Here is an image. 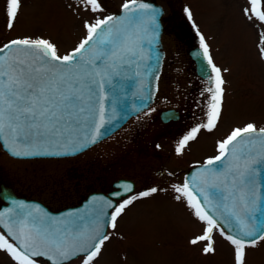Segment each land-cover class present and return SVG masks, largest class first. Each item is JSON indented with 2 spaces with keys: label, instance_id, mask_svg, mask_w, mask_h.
<instances>
[{
  "label": "snow or ice",
  "instance_id": "obj_1",
  "mask_svg": "<svg viewBox=\"0 0 264 264\" xmlns=\"http://www.w3.org/2000/svg\"><path fill=\"white\" fill-rule=\"evenodd\" d=\"M81 3L92 13L103 11L99 0H81ZM249 3L251 14L246 8L245 16L264 24L262 0H249ZM20 7V0H9V28ZM123 10L125 15L120 18L110 15L96 18L94 23L86 21V37L63 56L57 54L53 43L40 38L15 39L0 47V140L13 157L74 154L75 150L96 143L103 134L108 123L105 106L100 102L98 108L95 107L94 99H107L106 82L110 83L113 77L133 65L139 68L145 59L143 42L147 40L152 45L155 40L154 34L148 35V26H152L153 33L158 27L157 10L147 3L137 5L136 0H131L123 5ZM187 15L191 19L190 11ZM200 42L207 64L215 73L216 86L211 96L214 103L209 105L207 122L183 137L177 154L183 153L201 127L211 132L220 116L224 80L203 36ZM261 53L264 54V49ZM136 75L141 73L137 71ZM93 113L98 119L90 125ZM80 131L85 134L75 138L73 134ZM62 142L64 147L74 145V151L48 150L50 145L61 146ZM217 150L219 154L209 158L192 180L205 204H214L215 208L235 218L236 235H225L224 228L205 210L188 181L173 187L179 194L176 199L186 198L194 215L205 226L203 234L190 243L207 241L205 253L213 252L212 236L214 230H218L234 246L236 264H245V249L264 240V222L259 225L255 222L264 201V128L257 131L254 124L236 128L218 144ZM123 189L131 191V185L125 184ZM156 191L153 188L142 195L147 197ZM139 198H129L115 207L107 221L111 229L117 227V218L124 209ZM13 204L12 209L0 213V222L7 229L6 233H0V250L8 253L15 264H37V257H46L52 264H65L77 257L81 264H94L110 239L102 231V211L90 221L89 227L83 223V217L56 220L39 207L28 209L24 203L13 201ZM72 216L70 213L69 217Z\"/></svg>",
  "mask_w": 264,
  "mask_h": 264
},
{
  "label": "rangeland",
  "instance_id": "obj_2",
  "mask_svg": "<svg viewBox=\"0 0 264 264\" xmlns=\"http://www.w3.org/2000/svg\"><path fill=\"white\" fill-rule=\"evenodd\" d=\"M129 1L99 0L103 11L92 13L81 0H20L18 15L9 28V0H0V45L13 38H43L56 46L58 55H66L86 37V21L94 23L96 18L103 19ZM157 1L169 13L174 32L181 19L186 16L189 19L187 12H191V19L197 22L224 80L220 116L214 129L203 131V138L198 136L191 145L188 143L182 154L176 151L179 161L169 163L168 152L162 151V161L175 172V177L162 175L155 157L132 152L130 140L133 139H125L127 132L77 156L58 159L13 158L0 144V183L20 196L40 200L59 210L79 203L90 191L111 189L112 182L122 176L138 178L144 185L143 191L131 198H140L124 209L117 218V227L109 229L110 239L94 264H234L235 251L231 250L234 247L222 237L214 238L218 248L212 261L199 256L197 250L204 244L193 245L190 241L199 236L197 224L202 223L186 198L176 199L179 194L173 186H182L178 183L184 174L182 169H187L190 163L208 160L217 152L218 142L234 129L247 124L264 128V54L261 53L264 24L245 16L246 8L251 14L249 0ZM167 51L175 64L170 76L162 80L159 108L170 105V101L164 102L166 96H162L167 95V90H176L175 83L178 84V58L168 42ZM211 103L214 102L210 98ZM172 105L183 103L177 99ZM166 142L163 140L161 146ZM153 188L157 189L155 193L142 195ZM0 233H3L1 229ZM244 260L245 264H264V240L255 247H247ZM0 264L15 262L0 250ZM37 264L48 263L37 260ZM69 264H81V260L77 258Z\"/></svg>",
  "mask_w": 264,
  "mask_h": 264
},
{
  "label": "water",
  "instance_id": "obj_3",
  "mask_svg": "<svg viewBox=\"0 0 264 264\" xmlns=\"http://www.w3.org/2000/svg\"><path fill=\"white\" fill-rule=\"evenodd\" d=\"M131 3V2H129ZM147 3L152 8L157 10L158 15L156 16L157 28L155 32L152 31V26L149 25L148 35H155V40L152 45L147 43V40L143 42V48L145 51V59L140 62L139 68L137 65H133L130 68H126L121 75L113 77L111 82L105 83L104 86V95L107 99L103 101H98L94 99V106L98 108L99 103L102 102L105 106V119L108 121L105 128L102 130L103 134L100 138L97 139V142L102 141L106 137L113 134L121 126H123L126 121L131 118L133 115H136L138 112L143 110L148 106L155 96L157 91V82L159 74L161 71L162 61H163V51H161V34L163 31L162 25V15L164 12L163 7L158 4L155 0H136V4ZM142 13H133V15H141ZM124 10L122 9L111 16L120 18L124 16ZM5 46V45H4ZM3 46V47H4ZM198 66L201 70L202 76H208L210 73L209 65L207 64V59L199 57L197 58ZM139 71L141 75H136V72ZM142 96L146 98H142ZM93 120L90 121V125L94 124L98 119L97 114L93 113ZM88 132L91 133V127H89ZM85 133L83 131L74 133L75 138H80ZM2 147L5 151L8 149L4 146L3 141L0 140ZM94 144H88L81 150H75V146L64 147L63 142L61 146L50 145L49 151L56 152H69L74 154L69 155H39L32 157H15L21 159H32V158H63L75 156L83 151L89 149ZM10 154V153H9ZM11 155V154H10ZM12 156V155H11ZM13 157V156H12ZM205 167V164L195 166L186 175V181L190 184L192 191L196 193L197 197L200 199L201 204H204L205 210L209 212V215H212L214 219L217 220L231 235H236V220L234 217L228 216L223 209L215 208V205L205 204L204 199L200 196L199 192L196 191L197 184L193 183L192 178L197 176L201 170ZM214 167V166H213ZM131 185V191L134 190V182L126 179H121L115 183L117 190L111 191L106 194L104 192H93L87 196L79 205L68 207L59 211H53L47 207L42 202L35 199H28L18 196L14 190L5 184H1L0 188V198L4 201L0 205V213L5 212L14 207L13 201L21 202L28 206V209H34L39 207L42 212L46 213L48 217L54 218L56 220H66V219H76L78 217H83V223L88 224L91 227L90 221L93 220L98 212H103L104 215L100 219V224L102 226V231L104 234H107L109 225L107 221L110 216L113 215L112 210L116 206V199L129 194L131 191H124L123 185ZM111 206H108V205ZM27 211V210H26ZM73 214L72 217H69V214ZM4 219H8L5 217ZM258 225L261 222H264V201H262L260 212L257 214L255 221ZM0 227L7 232V229L3 227V223L0 222ZM43 258L52 264L46 257H37ZM75 259V258H73ZM72 259L66 261L65 263L71 261Z\"/></svg>",
  "mask_w": 264,
  "mask_h": 264
},
{
  "label": "flooded vegetation",
  "instance_id": "obj_4",
  "mask_svg": "<svg viewBox=\"0 0 264 264\" xmlns=\"http://www.w3.org/2000/svg\"><path fill=\"white\" fill-rule=\"evenodd\" d=\"M262 7H264V0H262ZM163 24V48L165 50V59L159 81V90L157 92L155 100L148 109L146 108L138 116L132 118L122 128L123 130H119L114 136L126 135V133L128 132V135L125 139H133L130 140V149L132 150V152H136L138 154L140 153L141 155L146 156L151 155L152 157H155V159H157L158 161L160 172H163L162 175L175 177V172L167 169V166L163 163L162 151L166 150L168 152L170 158L169 163L179 161V156L176 155V149L179 142L183 139L184 136L188 135L193 128L199 127L207 122V114L210 105L209 99L211 98L215 90L216 80L215 73H213L212 71L210 73V76L208 77H203L202 75H200L198 73L197 62L192 56V53L194 51L200 49L203 50V46L200 42V37H204V35L199 30V26L193 20H189L186 16L184 19H181L178 28H175L174 32L171 29L172 21H170V15L167 11L163 16ZM169 29L170 31H168ZM167 42L169 43V46H171L172 51L177 54L178 84L175 83L176 90H167V95L162 96V98L166 96L167 99H165L164 102L168 100L170 101V105L159 108L158 106L162 103V80L170 76L169 73L175 64L174 58L168 56ZM204 42L206 43L205 38ZM210 89L212 91H210ZM169 93H171L172 95H170ZM170 96L171 98H168ZM177 99H179L183 103V105H172L173 102L177 101ZM169 110H173L174 112L165 113ZM205 130V128L201 127V130L197 134L196 138L192 141H189L188 143L196 141L198 136L199 139L203 138L204 134L202 133H205L203 132ZM175 132L176 135H174ZM163 140L167 141L165 146H161L160 144ZM214 156L215 153L209 158H213ZM195 163L196 162H194L193 164ZM190 164L193 165L192 163ZM190 164L186 167L187 169L191 166ZM187 169L184 168L182 170H184L183 172L185 173ZM133 180H135L136 182V191L131 195L119 200L118 205L129 199L131 196L137 194L138 191H141L142 186L144 187L143 183H141V180H139L138 178H135ZM224 240L229 242L225 238ZM206 244L207 243H204L205 246ZM212 247L214 248V251L209 253H205V247H203V249L197 250L199 252V256L203 257L204 261V257H207L209 261H212L213 257L215 256V250L218 248V246L214 242V244H212ZM231 250L234 251V249ZM211 254L212 256L211 258H209ZM234 262V264H236L235 254Z\"/></svg>",
  "mask_w": 264,
  "mask_h": 264
}]
</instances>
